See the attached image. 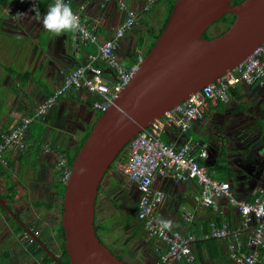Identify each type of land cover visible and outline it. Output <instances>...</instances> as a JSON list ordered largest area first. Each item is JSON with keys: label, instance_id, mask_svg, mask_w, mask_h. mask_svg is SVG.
Here are the masks:
<instances>
[{"label": "crops", "instance_id": "1", "mask_svg": "<svg viewBox=\"0 0 264 264\" xmlns=\"http://www.w3.org/2000/svg\"><path fill=\"white\" fill-rule=\"evenodd\" d=\"M147 1L72 0L71 8L79 10L87 23L95 27L101 42L111 38L123 22L126 12L121 3L135 9L139 14L138 23L133 31L126 34L129 36L127 39L126 35L121 39L117 49L120 59L132 64L138 55L145 54L150 43L148 27L158 29L161 26L151 14L146 24L141 22L145 13H149L159 0L148 11H144ZM39 4L43 17L52 3L50 0H39ZM31 7L32 0H0V132L9 130L21 117L33 113L42 101L60 87L65 73L97 53V47L92 43H84L75 30L55 34L44 29L42 23L32 21L31 16L35 13L29 11ZM18 12L28 14L24 18H17ZM143 36L145 40L139 44ZM99 63L104 66L105 76L114 79L112 69L103 61ZM230 96L227 103L218 101L210 104L203 118L197 120L188 133L182 134L177 128L171 127L162 134V138L180 146L189 136L192 137L195 148L205 149L208 153L207 158L199 159L207 171L218 178L229 180L238 197L253 198L264 190V162L256 171L244 161L241 167L233 166V163L238 156L242 157L244 146L248 148L254 137H264V83L240 84ZM95 98L86 89L70 90L62 94L45 115L30 125L26 137L30 144L28 149L23 152L8 150L3 154L0 160V197L7 200L11 212L1 204L6 212L0 207V255L10 257V264H47L43 254L34 260L29 258L26 262L21 258L22 255L33 257L37 253L36 249L28 251L30 255L18 251L22 248L21 238L25 234L21 231L23 224L32 229L31 223L39 225L38 231L47 229L44 243L53 246L50 248L54 252L60 251L56 229L62 216L64 182L57 166L58 157L60 153H65L69 159L81 144L88 128L95 122L96 112H99L93 107ZM46 147H49L48 151ZM243 165L254 175L245 176ZM118 179L120 176L110 171L103 180L96 210L97 222L103 223L108 216H101L102 210L106 209V206L101 205V198L105 201V197H110L106 190L118 189L115 188ZM154 185L166 193L156 213L164 225H169L167 228L170 230L187 232L189 228L185 227L183 220L188 213L195 215L192 228L197 233L208 230L209 222L217 221L218 218L223 220L222 223L227 221L230 227L241 224L240 214L229 207L224 199L219 200L217 210L199 208L192 193L197 187L194 180H177L173 175L158 174ZM124 189L127 191V188ZM130 191L135 211L140 192L134 186H131ZM221 209L225 213H220ZM134 211L131 215H134L136 225L131 233L134 237L130 249L136 263L155 264L165 248L158 239L148 238L146 228L137 232L140 219ZM51 237L57 240L56 246L49 242ZM107 237L110 239V234ZM10 241L14 242V248H11L13 244ZM218 242L221 253L216 259L211 258L217 256L216 251H207L205 245L200 247L199 243L202 242L195 244L194 250L200 264H234L229 256L230 239H219ZM120 245L119 248L124 249V242ZM12 249L14 254L2 252Z\"/></svg>", "mask_w": 264, "mask_h": 264}, {"label": "built area", "instance_id": "2", "mask_svg": "<svg viewBox=\"0 0 264 264\" xmlns=\"http://www.w3.org/2000/svg\"><path fill=\"white\" fill-rule=\"evenodd\" d=\"M155 0H149L144 10L151 8ZM55 0H51L54 4ZM72 5V0H65ZM123 22L116 28L108 40L101 42L95 27L90 26L79 10H73L79 16L80 29L75 30L84 43H92L97 53L90 55L86 62L63 76L62 83L54 93L42 101L31 113L21 117L9 130L0 132V160L8 150L26 151L29 147L27 132L32 122L45 115L58 98L70 91L86 89L96 97L93 107L99 112L106 111L113 99L132 79L139 63L140 54L132 64L120 59L117 49L121 39L135 27L139 14L135 9L126 7ZM103 61L111 68L114 79L105 76L104 68L96 64ZM254 85L264 83V41L240 65L224 76L207 84L203 89L187 97L180 105L166 111L164 115L141 130L118 154L110 171L123 180V188L134 186L140 192L138 199V217L144 221L149 239H158L164 246V252L155 264H200L195 253V244L211 239H230L229 256L234 264H264V190L253 198L238 197L227 179L214 176L207 171L199 159H205V149H196L192 137L175 146L162 138L167 128L175 127L186 134L193 124L203 118L210 104L218 101L227 103L230 94L240 84ZM49 150V147H46ZM57 166L61 179L66 183L71 174L65 153H60ZM173 175L177 180L191 179L197 183L192 193L199 208L218 209L219 200H226L229 207L241 216V224L230 227L226 221L222 224L211 220L208 230L197 233L193 230L194 213L185 215L183 223L187 232L170 230L158 219L156 208L164 199L165 191L154 185L156 175ZM220 213H225L223 209ZM29 233L23 239L32 242Z\"/></svg>", "mask_w": 264, "mask_h": 264}, {"label": "water", "instance_id": "3", "mask_svg": "<svg viewBox=\"0 0 264 264\" xmlns=\"http://www.w3.org/2000/svg\"><path fill=\"white\" fill-rule=\"evenodd\" d=\"M233 1L175 0L132 79L96 118L65 183L61 219L70 264H132L97 233L100 185L118 154L141 130L235 69L264 41V0ZM228 13L236 15L230 27L204 38ZM0 203L11 212L6 199L0 197ZM23 226L57 264H64L29 225Z\"/></svg>", "mask_w": 264, "mask_h": 264}, {"label": "rangeland", "instance_id": "4", "mask_svg": "<svg viewBox=\"0 0 264 264\" xmlns=\"http://www.w3.org/2000/svg\"><path fill=\"white\" fill-rule=\"evenodd\" d=\"M166 2H167V0H159L155 5H153L154 8L149 13H145L144 18L148 19V16L151 14V16L158 22L157 24H159V25L162 24V22L166 16V12H167ZM162 8H163L162 13L159 14V12ZM223 26H224L223 24H216V25L212 26L210 28V31H209L210 35L214 36V35L218 34L220 31H222ZM128 37L129 36L126 35L125 39H127ZM125 39H124V41H126ZM97 115L98 114L96 112V116ZM93 121H95V119ZM241 156L244 158V160L242 157L238 156V158L234 160L233 166H236V167L240 166L241 167V163H242V161H244L250 166V168L253 171L258 170V168L264 162L263 161L264 137H262V136H260L258 138L254 137L253 140L251 141V144L248 146V148H246L244 146L243 154H241ZM243 167H244L243 171L245 173L244 174L245 176L249 177V176L254 175V174L249 173L247 171V169L245 168V165H243ZM109 173H107L106 176ZM237 173L240 174V172H237ZM130 189H131V185H128L127 191H125V189L123 187H120V188L116 189L114 192H112V194L110 195V198L105 197V201L103 200L104 198H101L102 207L106 206V209H104V211L102 210L101 216L104 217L105 215L108 214V216L106 217V220H104L103 223L107 224V226L109 227V230L110 229H112V230H110L111 232H107L105 230L104 231L100 230V235L102 236V239L104 240L105 244L108 247H110L116 254L121 255L123 258H125L127 261L131 262L132 264H138V263H136V261H135L136 259L133 256L134 254H132L131 251L126 252L125 249L119 248L120 246H122L120 244H122V242H124V244H125V240H127L126 238L131 236V233L133 232V228L136 225V223L134 221L135 220L134 215H131V211H132L131 207H134V203H131L132 201H131ZM111 199H114V202ZM101 216L99 218V221L101 220ZM126 216H129V217L133 216V218H132V220H127ZM107 234H110L112 239L110 237H109L110 239H108ZM49 242L52 243L54 246H56V244H57V240L54 239V237L53 238L51 237L49 239ZM10 243L13 244L11 246V248H14V242L10 241ZM16 244H17V242H16ZM128 245L131 246V240L129 241ZM20 246H22V248L21 249L19 248L18 251H20V253L23 252V254H29L30 255L29 252L33 251L35 249V247L28 245V243L26 245L22 242L20 244ZM51 248H53V246H51ZM2 252H5V253L9 252L11 254H14V249H12L10 251H8V250L4 251L3 250ZM39 256H40V254L36 253L35 255H33L34 258L31 255L30 256L22 255L21 258L24 259L26 262V260H28L29 258L31 260H34L35 258H38ZM0 263L10 264V257H8V259H6V256L1 254L0 255Z\"/></svg>", "mask_w": 264, "mask_h": 264}, {"label": "trees", "instance_id": "5", "mask_svg": "<svg viewBox=\"0 0 264 264\" xmlns=\"http://www.w3.org/2000/svg\"><path fill=\"white\" fill-rule=\"evenodd\" d=\"M51 1V0H50ZM156 1V0H155ZM155 1H154V3H155ZM174 1L175 0H168V8H167V14H166V16H165V19L163 20V22H162V24H161V26L158 28V29H154V28H151V27H148V33H149V36H150V43H149V45L147 46V48H146V51H145V54L144 55H146L149 51H150V49H151V47L154 45V43H155V39H156V37L161 33V31L163 30V28H164V26H165V23H166V21H167V19H168V17H169V15H170V12H171V9H172V7H173V3H174ZM243 0H234L233 1V3H240V2H242ZM153 3V4H154ZM149 10V9H148ZM148 10H144V11H148ZM235 18H236V15H234L233 13H228V14H225L221 19H219L217 22H215L214 23V25H216V24H223L224 26H223V29H222V31H220L218 34H220V33H222L223 31H225L226 29H228L229 27H230V25L234 22V20H235ZM141 22L143 23V24H146L147 23V20L144 18V17H142V19H141ZM137 23H138V21H137ZM136 23V24H137ZM213 25V26H214ZM136 26V25H135ZM135 28V27H134ZM134 28L132 29V31L134 30ZM209 31H210V28L204 33V35H203V37L204 38H212L213 36H211L210 35V33H209ZM131 32V31H130ZM218 34H216V35H218ZM215 36V35H214ZM144 40H145V36H143V37H140V39H139V44H142L143 42H144ZM139 56V55H138ZM137 56V57H138ZM99 61L100 60H98V61H96V64H98L99 66H101V67H103L104 68V66H102L100 63H99ZM104 64L106 65V63L104 62ZM107 66V65H106ZM100 113L101 112H98V115H100ZM98 115H97V117H98ZM33 123V122H32ZM91 127H92V125L88 128V130H87V133H86V135L84 136V138L82 139V142H81V144L78 146V148H77V150L74 152V154L72 155V156H70L69 157V159H68V162H69V164H71L72 165V162H73V160H74V158H75V156L77 155V153H78V151H79V149H80V147L82 146V144L84 143V141H85V139H86V136L88 135V133L90 132V130H91ZM110 171H108L107 173H109ZM106 176V175H105ZM103 183V182H102ZM65 183H64V185H63V190H62V197L64 196V190H65ZM123 186V180H122V178H120V179H118V181H116V183H115V188H119V187H122ZM102 189H103V184H101L100 185V188H99V194H98V197H97V201H96V210H97V206H98V201H99V196H100V193H101V191H102ZM112 192H114V191H109V190H106V193L108 194V196H110L111 194H112ZM110 198V197H109ZM111 200H113V202H114V199H111ZM134 201V200H133ZM42 204H44V205H46V206H48V207H50V205L49 204H47V203H42ZM0 207L1 208H3L4 209V211L6 212V209L1 205V203H0ZM138 207V206H137ZM61 212L63 211V202H62V205H61ZM131 209H132V211L131 212H133L134 211V208L133 207H131ZM136 210L134 211V212H136L135 214L137 215V217H138V212H137V208H135ZM97 212V211H96ZM133 215V214H132ZM125 217V216H124ZM133 218V216L131 217H129V216H126V219L127 220H131ZM138 219H139V217H138ZM217 220V222L218 223H222L223 222V220L222 219H220V218H218V219H216ZM31 226L33 227V230H34V232L38 235V237L43 241V242H45V235L48 233V230L47 229H45V230H43V231H38V226L39 225H32V223H31ZM145 228V225H144V221L143 220H141L140 219V223H138L137 224V228H136V230H137V232H140L141 231V229L142 228ZM96 229H97V233H98V235L101 237V239H102V236L100 235V230H105V231H107V232H111L110 230H112V229H110L109 230V227L107 226V224H105V223H100V222H97V217H96ZM21 231L23 232V233H29V232H26V230H25V228L24 227H21ZM137 232H136V234H137ZM30 234V233H29ZM56 234H57V236H58V238H59V240H60V251L59 252H55V253H58L57 254V256H58V258L64 263V264H70V260H69V254H68V251H67V248H66V245H65V230H64V227H63V224H62V219L60 218V224H59V226L57 227V229H56ZM30 236H32L31 234H30ZM134 237V234H131V236L130 237H127L126 239L127 240H125V247H124V249H125V251L127 252V251H131V253L133 254V251L130 249V246L128 245V243H129V241L132 239ZM33 241L32 242H29L28 240H25V239H23V237L21 238V240L24 242V243H28V244H30L31 246H33V247H35V249L37 250L36 252L37 253H39V254H43L44 255V262L45 263H47V264H57L56 262H55V260L50 256V254L48 253V251L45 249V248H43L40 244H39V242L32 236V237H30ZM102 241L104 242V240L102 239ZM219 239H211V240H207V241H199V242H202V243H199V242H197V243H199V245H200V247H202V245H205V247H206V250L207 251H216V253H217V256H211V258L212 259H216V258H218V256L220 255V244H219ZM105 243V242H104ZM196 243V244H197ZM47 246L48 247H50L48 244H47ZM120 258H122V259H124V260H126L125 258H123L121 255H119V254H117ZM6 256V255H5ZM6 259H8V256H6ZM0 264H3V263H0Z\"/></svg>", "mask_w": 264, "mask_h": 264}, {"label": "clouds", "instance_id": "6", "mask_svg": "<svg viewBox=\"0 0 264 264\" xmlns=\"http://www.w3.org/2000/svg\"><path fill=\"white\" fill-rule=\"evenodd\" d=\"M29 11L35 13V15L31 16V20L42 23L44 29L49 32L60 34L61 32L80 29L79 16L73 12L68 3H65V0H55L54 4L49 6L43 14V17L40 11L39 0H32V7ZM27 14L18 12L16 16L17 18H24ZM168 226V224H165V227Z\"/></svg>", "mask_w": 264, "mask_h": 264}]
</instances>
